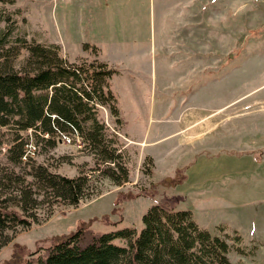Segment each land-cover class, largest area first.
<instances>
[{
  "label": "rangeland",
  "instance_id": "374dc122",
  "mask_svg": "<svg viewBox=\"0 0 264 264\" xmlns=\"http://www.w3.org/2000/svg\"><path fill=\"white\" fill-rule=\"evenodd\" d=\"M6 5L29 39L59 43L70 61L97 57L116 69L109 87L121 121L108 106L103 114L128 146L132 172L123 185L103 178L101 194L78 207L58 206L50 219L18 231L0 249V264H17L51 236L84 222L97 232L140 229L155 202L146 194L154 192L157 198L182 194L181 205L211 230L218 224L229 232L238 229L254 253L232 250L233 264H264V0H14ZM7 148V141L0 145V166L8 164ZM81 148L62 142L38 160L72 154L74 163L56 168L76 175L80 166L92 165V156ZM182 175L186 178L176 183ZM133 188L144 194L116 203L119 191Z\"/></svg>",
  "mask_w": 264,
  "mask_h": 264
},
{
  "label": "trees",
  "instance_id": "16d2710c",
  "mask_svg": "<svg viewBox=\"0 0 264 264\" xmlns=\"http://www.w3.org/2000/svg\"><path fill=\"white\" fill-rule=\"evenodd\" d=\"M8 1L14 0H0V23H6L0 25V131L6 135L0 145L8 142V164L0 166V249L18 231L50 219L58 206L78 207L101 194L103 178L123 185L132 172L128 146L103 114L108 106L116 122L121 121L109 87L116 69L97 57L70 61L59 43L29 39L18 30ZM67 137L92 156L89 170L80 166L76 175L57 170L64 161L75 162L72 154L38 160L39 154L50 156ZM146 158L149 174L153 161ZM120 192L117 204L144 194L135 188ZM146 195L155 202L144 213L140 229L97 232L84 222L69 233L51 236L17 264H233L232 250L254 253L238 229L202 226L193 210L181 205L182 194Z\"/></svg>",
  "mask_w": 264,
  "mask_h": 264
},
{
  "label": "built area",
  "instance_id": "2783aa9c",
  "mask_svg": "<svg viewBox=\"0 0 264 264\" xmlns=\"http://www.w3.org/2000/svg\"><path fill=\"white\" fill-rule=\"evenodd\" d=\"M66 139H67V142H69V141H70V138H69V137H67ZM31 147H33V148H34V147H35V145L31 144Z\"/></svg>",
  "mask_w": 264,
  "mask_h": 264
}]
</instances>
